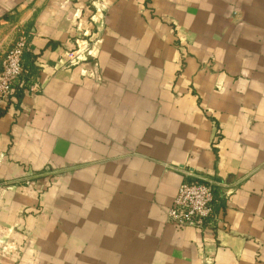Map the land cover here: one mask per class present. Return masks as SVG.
Wrapping results in <instances>:
<instances>
[{
    "label": "crops",
    "instance_id": "crops-1",
    "mask_svg": "<svg viewBox=\"0 0 264 264\" xmlns=\"http://www.w3.org/2000/svg\"><path fill=\"white\" fill-rule=\"evenodd\" d=\"M21 32L0 264H264V0H0V71ZM196 177L215 229L168 221Z\"/></svg>",
    "mask_w": 264,
    "mask_h": 264
},
{
    "label": "built area",
    "instance_id": "built-area-1",
    "mask_svg": "<svg viewBox=\"0 0 264 264\" xmlns=\"http://www.w3.org/2000/svg\"><path fill=\"white\" fill-rule=\"evenodd\" d=\"M30 46V38L21 32L11 49L4 55L0 71V110L14 96L17 86L35 92L37 83H27L24 80L25 70L23 57ZM91 56L86 41L78 43L77 49L67 54L70 67L78 66ZM229 196V195H227ZM216 198L213 184L196 177L192 182L183 183L172 207L167 212L169 223L179 228H194L200 231L215 229L220 217L215 211Z\"/></svg>",
    "mask_w": 264,
    "mask_h": 264
},
{
    "label": "trees",
    "instance_id": "trees-1",
    "mask_svg": "<svg viewBox=\"0 0 264 264\" xmlns=\"http://www.w3.org/2000/svg\"><path fill=\"white\" fill-rule=\"evenodd\" d=\"M27 53H25L24 54V57H23V59L24 60H26V59H28L29 57H31V55L29 54V57L28 56H25ZM27 57V58H26ZM26 65H28L29 67H28V75L30 76V77H32V75H34V74H38V72L35 70V69H33L32 68V66H30L31 64H26ZM1 115H2V111L0 110V117H1Z\"/></svg>",
    "mask_w": 264,
    "mask_h": 264
}]
</instances>
